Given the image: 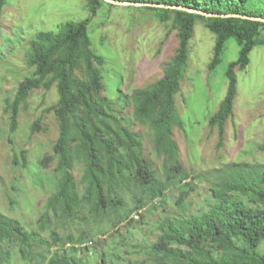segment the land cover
Returning a JSON list of instances; mask_svg holds the SVG:
<instances>
[{
    "label": "trees",
    "instance_id": "1",
    "mask_svg": "<svg viewBox=\"0 0 264 264\" xmlns=\"http://www.w3.org/2000/svg\"><path fill=\"white\" fill-rule=\"evenodd\" d=\"M113 1L264 18V12L247 8V0ZM7 3L0 0V19ZM102 3L88 0L90 18L67 22L59 32L36 33L27 42V65L33 74L20 82L14 98L6 103L10 133L17 132L20 112L31 94L56 87L58 100L46 112L53 115L59 134L52 142L51 154L39 162L42 171L53 167L52 183L34 179L45 195L36 221L31 220L33 216H28L33 223L23 215L20 220L12 217L13 202L5 215L0 212V264H124L116 256L117 243L109 246L98 237L113 228L116 239L137 241L131 225L136 214L141 213L138 219L154 216L161 208L165 217L160 215L152 225L145 245L146 262L135 264H264V164L226 161L212 173L194 175L181 163L174 135L176 129L184 131L175 98L181 92L197 22H203L216 36L211 72L221 64L229 40L235 39L241 47L239 60L228 71L227 96L210 118L211 128L220 131V146L234 116L238 93L235 69L248 67L253 50L264 44V24L137 7L171 26L170 32H177L178 47L163 79L128 95L119 89L118 99L113 101L104 95L101 70L105 59L93 50L89 35ZM42 120L33 123L31 135L43 130ZM260 149L264 151V146ZM25 152H21L24 157ZM193 180L207 184L210 191L195 210L185 197ZM182 185L186 188L181 189L176 202L180 213H171L164 196ZM123 226L130 232L125 237L121 235Z\"/></svg>",
    "mask_w": 264,
    "mask_h": 264
},
{
    "label": "rangeland",
    "instance_id": "2",
    "mask_svg": "<svg viewBox=\"0 0 264 264\" xmlns=\"http://www.w3.org/2000/svg\"><path fill=\"white\" fill-rule=\"evenodd\" d=\"M246 6L252 12H264V0H247ZM130 7L102 3L89 29L93 50L105 59L101 70L104 95L113 101L118 99L119 89L128 95L133 89L146 88L163 79L165 68L178 47L177 32H170L171 26L161 24L147 11ZM91 16L88 0H8L1 11L0 212L4 215L13 202L15 209L10 214L12 217L20 220L23 215L27 221H36L35 214L43 209L39 202L45 195L36 187L38 183L34 179H42L41 184L52 183L50 171L53 167L49 168L50 171H42L39 162L51 154L52 142L59 134L53 115L46 112L58 100L56 87L50 91L33 92L27 107L20 112L17 132L10 133V114L5 113L6 103L14 98L20 82L33 74L27 65V42L33 40L36 33L59 32L63 24L82 22ZM261 38L264 40V30ZM215 43L216 36L203 22L198 21L195 37L189 44V63L181 92L175 98V107L184 127L183 132L176 129L175 140L179 145L181 163L194 175L212 173L215 167L226 161L264 164V151L260 149L264 146V44L253 50L248 67L235 69L238 93L234 116L220 146V131L218 127L211 128L210 118L219 111L227 96L228 71L230 65L239 60L241 47L235 39L229 40L221 64L211 72L209 66L214 58ZM127 112L129 114L131 110ZM38 118H43V130L31 135L32 125ZM22 151H26L25 157L21 155ZM162 159H158L159 166ZM159 171L162 174L163 170L159 168ZM184 187L186 185L172 188L165 194L169 212L180 213L176 202ZM208 188L207 184L194 180L193 190L187 192L186 188V203L193 204L192 210L204 204L210 196ZM162 213L161 208L157 215H145L139 219L136 217L141 213L136 214V221H132L131 225L135 228L137 241L130 243V238L116 239L113 228L98 239L106 241L109 246L116 242V256L124 264L146 262V240L156 218ZM28 216L33 217L30 220ZM149 220L150 224H142ZM127 233L130 234L123 226L121 235L125 237Z\"/></svg>",
    "mask_w": 264,
    "mask_h": 264
},
{
    "label": "water",
    "instance_id": "3",
    "mask_svg": "<svg viewBox=\"0 0 264 264\" xmlns=\"http://www.w3.org/2000/svg\"><path fill=\"white\" fill-rule=\"evenodd\" d=\"M108 4H113V5H123V6H134V7H154V8H170V9H177V10H181V11H186L188 13L191 14H196V15H200L206 18H211V17H223V18H239V19H243V20H249V21H254V22H259V23H263L264 24V18H260V17H250V16H242V15H213V14H206L204 12L198 11V10H191V9H187V8H182V7H166V6H162V5H151V4H132V3H123V2H115L112 0H102Z\"/></svg>",
    "mask_w": 264,
    "mask_h": 264
}]
</instances>
